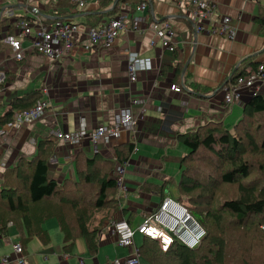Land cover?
Instances as JSON below:
<instances>
[{
  "label": "crops",
  "instance_id": "crops-1",
  "mask_svg": "<svg viewBox=\"0 0 264 264\" xmlns=\"http://www.w3.org/2000/svg\"><path fill=\"white\" fill-rule=\"evenodd\" d=\"M60 0H2L0 13L13 9L14 17L46 18L49 23L69 21L77 26L71 35L72 49L53 59L30 45L23 43L24 58H14L13 48L4 41L6 35L16 36L10 31L1 33L0 71L6 73V81L0 86V114L5 113L11 101L33 90H41L42 100L49 106L35 120L26 121L18 127L5 128L0 136V186L7 168L17 164L23 155L31 157L44 137L55 143L52 156L57 158L50 164V176L58 182L76 178L75 159L79 152L93 157L101 153L115 163L112 177L124 162H119L116 146L133 142L134 149L125 161L126 190L121 193V206L114 221L107 222L99 235L100 247L91 253L83 238H78L71 249H64V234L56 218L48 219L43 228L48 236L28 237L15 221L11 220L6 232L0 224V261L10 256L11 264H18L13 243L20 242L27 264H113L116 259L127 257L130 249L117 243L114 222L126 219L136 229L146 216L157 210L163 198H179L177 183L181 176L179 157L187 153V147L178 140V133L194 130L210 121H223L232 128L241 118L243 107L253 94L252 89H243L242 99L230 106L223 103L220 84L241 62L250 56L264 62V0H207L215 5L214 14L204 19L212 26L222 16H230L236 30V38L221 34H197L190 16L188 0H142L147 4L143 12L128 2L120 3L116 13L110 14L111 6L102 10L106 16L102 23L123 14L148 16V28L143 33L120 31L114 42L107 45L104 40L94 44L87 32L85 22L89 13L99 12L100 0H83L85 5L57 6ZM60 13L47 15L44 9ZM14 17L13 20H14ZM165 23L171 24L175 36L177 53L161 46L160 33ZM157 42L156 46L151 41ZM148 58L152 69L137 74L130 80L128 64L131 55ZM188 64L187 68L185 66ZM171 84L182 87L181 92L170 89ZM185 86L189 89H185ZM260 93L264 94V88ZM143 100L141 106L133 100ZM132 105V106H131ZM131 106L137 125L134 130H125L113 143H101L99 151L89 139L81 142H65L55 139L52 132H72L79 128L85 118L90 129L110 125L115 116ZM162 107L163 110H159ZM50 162V161H49ZM176 190V191H175ZM175 191V192H174ZM157 198V200L155 199ZM140 234V233H138ZM141 235V234H140ZM139 247L143 243L141 235ZM144 264L149 262L142 258Z\"/></svg>",
  "mask_w": 264,
  "mask_h": 264
},
{
  "label": "trees",
  "instance_id": "trees-1",
  "mask_svg": "<svg viewBox=\"0 0 264 264\" xmlns=\"http://www.w3.org/2000/svg\"><path fill=\"white\" fill-rule=\"evenodd\" d=\"M114 1L100 0L99 12L85 17L87 25H101L106 16L102 10ZM123 2L134 9L143 3L119 0L110 14L116 13ZM68 4L76 6L72 0H60L57 6ZM44 13L60 15L49 7ZM28 18L0 19V45L1 33L8 30L17 34L16 22ZM261 22L264 25V19ZM260 64L255 56L246 58L219 89L233 85L240 75L256 72ZM42 96V91L36 89L14 98L10 108L0 114V124L13 120L17 111L35 106ZM178 140L189 149L179 157L178 201L201 222L207 234L197 248L174 241L166 250L159 240L144 236L139 246L142 258L149 264H264V94L258 93L244 104L242 116L232 128L223 121H210L178 133ZM55 146L50 137L42 138L34 155L21 156L4 172L0 186L1 227L6 232L13 220L28 237L47 240L43 225L56 218L64 234V249H71L81 237L88 250L96 254L100 232L107 222L114 221L121 206L115 175H111L115 163L101 153L89 157L79 152L76 178L58 182L49 173ZM133 149V142L117 145L118 161L125 162Z\"/></svg>",
  "mask_w": 264,
  "mask_h": 264
},
{
  "label": "built area",
  "instance_id": "built-area-1",
  "mask_svg": "<svg viewBox=\"0 0 264 264\" xmlns=\"http://www.w3.org/2000/svg\"><path fill=\"white\" fill-rule=\"evenodd\" d=\"M72 1L80 7L85 5L83 0ZM188 4L195 6L194 8H189L190 16L195 23L197 33H216L232 40L235 38L236 31L230 16H222L221 20L215 21V24L212 26L203 23L204 19L214 14L215 5L213 3L211 4L207 0H188ZM0 5H2V0H0ZM137 9L138 11L141 10L144 12L147 9V4H141ZM6 17H14V10L12 8L0 13V19ZM16 26L18 30L16 36L6 35L4 41L12 46L14 58L17 60L24 58L25 47L23 43L26 39L30 40V45L33 49L53 59L61 57L72 49L73 41L71 35L77 30V26L69 21L59 20L55 23H49L45 17L40 15L28 19H21L16 22ZM147 28L148 16L146 14L133 15L130 18L127 15L118 14L96 28H89L87 35L94 44L104 40L107 45H110L114 42L120 31L143 33ZM160 36L161 46L174 52L176 50V42L173 41L175 32L171 24L165 23L164 31L160 33ZM151 45L156 46L157 42L152 40ZM152 67L150 59L141 58L136 54L131 55L128 64L130 80L136 81L138 73L151 70ZM5 81L6 73L1 70L0 86ZM261 88H264V62L259 65L256 72L249 75H240L233 85H224L220 90L224 105L230 106L242 99L243 89H252V96H254L260 93ZM170 89L175 92L182 91V87L177 84H171ZM143 103V100H133V105L141 106V113L145 112ZM48 106L49 102L47 100H40L31 108L17 111L14 119L7 122L6 125L8 127H18L26 121L38 119ZM131 106L122 109L110 125H101L90 129L85 118H82L77 130L63 132L59 129L53 131L52 136L55 139L65 142H81L89 139L92 145H94V151L98 152L101 143L116 142L125 130L131 131L135 129L137 117H134ZM162 109V107L159 108V110ZM4 133L5 128H0V136ZM56 162L57 158L52 156L50 158V164H55ZM115 179L120 192L123 193L126 190L125 162L119 172L115 174ZM114 232L117 235V243L119 246L129 248L130 254L127 257L116 259L113 264H144L139 247L135 244L134 238L136 232L143 236H149L159 240L164 250L174 241H178L190 249L197 248L201 245L207 234L206 228L188 208L170 196L164 197L157 210L146 216L136 229L130 225L128 220L122 218L114 222ZM13 249L17 257V263L27 264L23 254L22 244L20 242H14ZM0 264H11L10 256H4ZM80 264L86 263L81 260Z\"/></svg>",
  "mask_w": 264,
  "mask_h": 264
},
{
  "label": "rangeland",
  "instance_id": "rangeland-1",
  "mask_svg": "<svg viewBox=\"0 0 264 264\" xmlns=\"http://www.w3.org/2000/svg\"><path fill=\"white\" fill-rule=\"evenodd\" d=\"M236 31V30H235ZM197 33V32H196ZM197 34H200V33H197ZM202 34H208V33H202ZM235 38H236V35H235ZM234 38V39H235ZM233 39V40H234ZM241 101V100H240ZM239 102V101H238ZM163 110V109H162ZM161 111V110H160ZM188 151H189V149H187ZM176 191V190H175ZM174 191V192H175ZM155 199L157 200V198L155 197ZM141 238H142V236L140 235V234H138L137 232H136V234H135V238H134V240H135V242L138 244V243H140V241H141Z\"/></svg>",
  "mask_w": 264,
  "mask_h": 264
},
{
  "label": "water",
  "instance_id": "water-1",
  "mask_svg": "<svg viewBox=\"0 0 264 264\" xmlns=\"http://www.w3.org/2000/svg\"><path fill=\"white\" fill-rule=\"evenodd\" d=\"M118 2H119V0H115V2L113 3L112 8L109 9V10H106L105 12H109V11L113 10V9L116 7V5L118 4ZM187 66H188V64L185 66V69L187 68ZM234 71H236V70L234 69ZM185 89H186L187 91L189 90L186 86H185Z\"/></svg>",
  "mask_w": 264,
  "mask_h": 264
}]
</instances>
